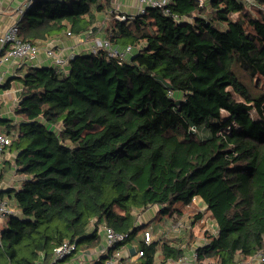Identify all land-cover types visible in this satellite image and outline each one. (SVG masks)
I'll return each mask as SVG.
<instances>
[{
  "label": "trees",
  "instance_id": "16d2710c",
  "mask_svg": "<svg viewBox=\"0 0 264 264\" xmlns=\"http://www.w3.org/2000/svg\"><path fill=\"white\" fill-rule=\"evenodd\" d=\"M254 1L171 0L172 14L150 7L108 21L112 0L34 3L20 20L25 41L42 46L102 27L114 46L134 50L122 63L101 49L75 54L64 71L25 69L20 120L0 129L13 136L10 168L24 176L19 188L0 191L17 210L0 227V264H36L65 241L99 246L89 229L100 223L130 234L126 243L143 249L140 264H168L188 248L184 235L146 244L140 234L152 220L192 212L194 197L218 229L197 246L199 260L264 264V90L256 79L264 77V0Z\"/></svg>",
  "mask_w": 264,
  "mask_h": 264
},
{
  "label": "built area",
  "instance_id": "2783aa9c",
  "mask_svg": "<svg viewBox=\"0 0 264 264\" xmlns=\"http://www.w3.org/2000/svg\"><path fill=\"white\" fill-rule=\"evenodd\" d=\"M39 0H24L23 4L19 7L17 12L20 13L21 18L26 12H28L34 5V3ZM136 5V10L133 13H127L117 9L115 12V17L119 20H128L133 18L135 15L144 14L147 12L148 8L156 7L160 8L165 14H172L170 7L171 0H131ZM201 5L207 4L208 0H199ZM244 2L248 6L255 5L254 0H239ZM175 19L181 20L185 17H180L177 14H173ZM16 20L12 23L6 31L0 35V80L1 76V66L3 64L11 63L13 72L18 68L28 64L29 66H37V58L39 52L42 48H45L47 56L51 59V65L64 71L67 69L70 60L75 54L66 55L63 51V40L55 39L54 45H47L45 47L33 44L32 42L25 41L20 37V20ZM102 31V27L98 28L96 32ZM95 32V33H96ZM81 41L88 44L89 53H98L101 49L108 52L110 56L116 57L120 63L127 60V58L132 54L134 46L129 44L124 47H116L111 41L105 36H95L91 33L83 34L80 36ZM61 45V46H60ZM86 50V51H87ZM13 136L9 133L0 131V158L5 153L7 148L12 144ZM196 200L194 197L193 201ZM16 213V209L12 206L11 200L7 197H3L0 194V220L8 214ZM168 227H171L174 231L181 233V228L183 227V222L179 219L177 221H172L168 223ZM213 234L218 233L217 225L211 228ZM169 229H167V232ZM103 234H104V245L98 250L99 260L103 257V260L99 264H140V258L144 255L143 249L140 248L138 244L130 245L127 242L130 234L128 232H119L113 227L103 224ZM141 240L150 244L154 241V231L148 228ZM208 242V238H205L203 243L198 244L194 247L186 248L183 256L176 260H170L168 264H219L218 261L212 262L211 259H198L197 246L205 244ZM119 246V247H118ZM79 251L77 242L65 241L61 245L57 246L53 250L52 257L50 259H45L42 255L36 264H64V260L68 257L76 256ZM86 253V252H84ZM84 253L78 254V259L81 263H84L86 258ZM94 259V258H93ZM95 260V259H94ZM95 263V261H93Z\"/></svg>",
  "mask_w": 264,
  "mask_h": 264
},
{
  "label": "crops",
  "instance_id": "0c3cea01",
  "mask_svg": "<svg viewBox=\"0 0 264 264\" xmlns=\"http://www.w3.org/2000/svg\"><path fill=\"white\" fill-rule=\"evenodd\" d=\"M23 2L24 0H0V35L4 31H6L7 28L12 23H14L16 20H19L21 18V15L19 12H17V10L23 4ZM112 4L114 6L116 5L117 9H120L121 11H124L127 13H133L136 10V5L131 0H112ZM93 35L104 36V30L102 29V31L96 32ZM62 40L64 41L62 44L63 46L62 48L66 55L77 54L80 52H84L88 49V44L81 41L80 36H74L69 39H62ZM53 43H54L53 40L48 41L44 43L42 47H45L47 45H54ZM37 64H38L37 66L51 65V59L47 56L45 48H42L41 51L39 52V56L37 58ZM28 66L29 65L26 64L18 68L15 72H13L11 63L9 64L6 63L1 66L2 79L0 80V121L11 120L12 124L14 125L19 122L20 117L17 116L15 109L20 102V94L22 90V81L20 77L24 75L25 69ZM1 128L3 127H0V129ZM14 157H15L14 152L11 151L10 149H7L5 153L2 155V157L0 158V173L6 170L5 177L0 181V191H5L10 188H19L21 186L22 180L24 179L23 175L17 173L16 168L14 167L15 165H13L12 169L10 168V165H12L14 162ZM4 196L8 197V194H5ZM13 202L14 201L11 198L12 206H13ZM194 202L195 204L200 205V208L202 207V205H204L205 209L204 210L202 209L201 212L206 211L207 205L199 197H196V200L193 201V203ZM189 213L190 212H186L185 214H189ZM144 214L145 212L140 216V218ZM175 216H178V215H175ZM152 217L150 218L152 219ZM170 218L172 217H167L165 219L167 221V225L168 223H170ZM175 218H178V217H175ZM148 221H149V218L147 219L144 218L143 220H141V222H148ZM1 223H3V221ZM96 229L98 230V233L100 234V237H101L100 245L90 248V249L79 250L76 256L68 258L66 261H64V264H94L93 261L96 262L98 260L97 259L98 250L101 246L104 245L103 224L100 223L98 226H96V224H93L91 228L89 229V232H93ZM167 229H168V226H167ZM167 229L160 228L158 230H154V241L161 240V238H163L165 234L167 233ZM181 234L184 235V232L180 233V235L177 234V235H172L170 237L173 238V237L181 236ZM192 237H193L192 235L189 236L188 243L190 242L191 244H193L196 242L193 240L191 241ZM203 239L205 240V238ZM182 242L184 243L183 245L186 244L185 240H183ZM201 243H203V241L198 244H201ZM177 244L178 242L175 243V245ZM80 252L81 253L86 252L84 254H85V257L87 258L84 263H81V261L78 259V254ZM139 261L140 260H138V262Z\"/></svg>",
  "mask_w": 264,
  "mask_h": 264
},
{
  "label": "rangeland",
  "instance_id": "374dc122",
  "mask_svg": "<svg viewBox=\"0 0 264 264\" xmlns=\"http://www.w3.org/2000/svg\"><path fill=\"white\" fill-rule=\"evenodd\" d=\"M116 2V1H115ZM117 10L116 5L114 6L113 4H111V6L109 7L107 14V20H110L111 18L113 19V17H115V11ZM87 52H89V50H87ZM259 82H260V87L264 90V77L261 75H258L256 78ZM177 97H182V94H177ZM225 115H227V113H225ZM7 123H9L8 121H0V127H7ZM193 207L191 210H193L192 212H190L189 214H185L183 216H175L170 218V222L172 221H177V219L181 220L183 222V227L181 228V233L184 232V237L183 240H185L186 245H188L189 247H194L196 245H198V243L204 241L203 238H207L208 233H212L213 230L211 228L216 227V223L215 221L209 216V213H206L205 211H203L204 216L202 219L198 220L195 216L198 215L199 211L201 212V210L205 209L204 205H202V207L200 208V205L195 204V202L193 203ZM161 208L163 207L162 205H156V206H151L149 207L146 211L145 214L140 218L141 220H143L144 218L147 219L149 218V220L151 219L150 217H154L155 213L157 212V208ZM187 216V217H186ZM152 217V218H153ZM166 218H164L161 221H155L152 220L151 225L149 226V228L151 230H158V229H167V221L165 220ZM3 220H0V227L2 226V222ZM169 231L165 234V236L169 237L172 235H180V232L174 231L171 227H168ZM164 231V230H163ZM164 235V234H162ZM182 235V234H181ZM192 235L193 237L191 238V241H196L195 243L191 244L190 242L188 243L189 240V236ZM141 238L143 236V232H141L140 234ZM164 236V237H165ZM174 240H180L177 237H174ZM159 259H161V257L159 256ZM216 259H213L212 262H216ZM258 262L257 258L254 257H250L247 258L246 260H242V262H239V264H256Z\"/></svg>",
  "mask_w": 264,
  "mask_h": 264
}]
</instances>
